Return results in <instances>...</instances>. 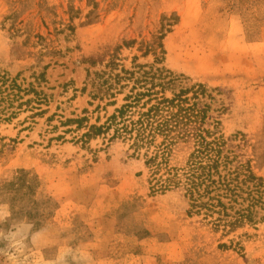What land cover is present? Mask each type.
<instances>
[{
    "label": "rangeland",
    "instance_id": "rangeland-1",
    "mask_svg": "<svg viewBox=\"0 0 264 264\" xmlns=\"http://www.w3.org/2000/svg\"><path fill=\"white\" fill-rule=\"evenodd\" d=\"M137 82L203 85L206 125L264 180V0H0V264H264V188L229 231L111 131L80 141Z\"/></svg>",
    "mask_w": 264,
    "mask_h": 264
},
{
    "label": "trees",
    "instance_id": "trees-1",
    "mask_svg": "<svg viewBox=\"0 0 264 264\" xmlns=\"http://www.w3.org/2000/svg\"><path fill=\"white\" fill-rule=\"evenodd\" d=\"M161 39L162 36L157 38ZM157 46L156 49L161 48L160 43ZM138 84L133 85L124 104L104 124L86 126L80 141L85 143L111 131L110 141L128 143L133 156L144 152L156 192L179 191L193 213L204 210L206 216L222 215L225 220L220 222L229 231L253 224L252 210L260 203L259 190L264 188V180L253 173L249 162L235 165L236 156L227 140L216 127L206 125L207 107L200 101L205 97L204 86L196 85L168 99L154 90L157 86L145 89ZM163 85L159 84L162 89ZM84 122L85 119H78V130L84 128ZM180 145L191 149L186 165L181 169L169 167V157ZM258 196L259 200L255 198ZM245 202L246 208L234 211L233 216L227 214V210Z\"/></svg>",
    "mask_w": 264,
    "mask_h": 264
}]
</instances>
